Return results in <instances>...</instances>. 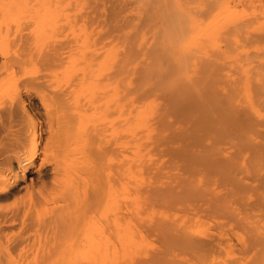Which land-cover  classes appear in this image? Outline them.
<instances>
[{
	"label": "bare ground",
	"instance_id": "obj_1",
	"mask_svg": "<svg viewBox=\"0 0 264 264\" xmlns=\"http://www.w3.org/2000/svg\"><path fill=\"white\" fill-rule=\"evenodd\" d=\"M131 1L132 5L125 2L122 7V4L118 5L117 11L113 8L112 12L106 11L98 2L89 6V0H0V264H115V258L119 259L116 252L143 251L144 239L136 234L138 220L134 222L127 211L123 215L119 213L120 192L126 191L120 182L136 169L142 173L150 169L141 163L140 152H146L141 151L143 147L156 146L154 153V150L167 145L165 148L169 156L181 158L182 169L180 164L175 167L190 176L188 183L197 181L195 174L198 171L200 175L203 171L205 178L208 172H212L209 175L211 178L206 179L210 181L219 163H212L213 156L209 161L206 158L210 152L216 156V153L227 151L220 153L218 147L219 143L235 134L231 125L237 122L240 97L244 104L248 102L247 113L264 115V54H259V50L257 53L249 52L247 45L251 44V40L247 39L252 38L244 35L247 41L240 39L246 44L240 47L241 50L237 45L238 39H235L236 46L224 39V42H229L224 50L215 47L223 24L221 19H238L237 10L228 7L235 14L225 10L229 2L223 4V10V2L219 0L223 16L219 14V8L217 14L213 12L216 6L211 9L212 12L209 11V16L213 14L209 21L204 17V24L199 20L203 14L195 11L200 7L198 0H194L199 5L197 8H192L189 1L181 0ZM129 6L132 7L127 11L130 17L123 12ZM206 7L209 10L210 7ZM223 26L228 31V27ZM254 29H264V23H257ZM253 42L264 45V34L253 38ZM240 62L251 67L252 84L242 80L240 73L243 72L239 70L245 66L248 68V65H238L241 68L233 69ZM226 65L235 71L232 95L226 90L229 88L225 83ZM253 86H261V89L251 93L249 88ZM195 132L202 133L203 137L199 133L194 136ZM211 133L216 135L212 136L209 151L203 140ZM246 134L244 137L247 138ZM262 136L260 134L259 138ZM167 137L183 145L173 149L177 142L171 143V147ZM239 142L234 146H239ZM188 144L196 151L188 152ZM168 145L173 150L169 151ZM244 145L248 147L247 143ZM256 146L252 148L254 150L250 149L252 152L249 154L253 158L259 154L264 156V146ZM261 159L264 160V157ZM222 166L221 176L217 172L215 176L219 175L221 185L226 182L233 187L236 184V179L231 177L233 174L236 177L234 167ZM216 170L220 172L219 168ZM259 170L256 167L258 175ZM156 174L154 178L161 177ZM255 174L257 182L253 181L256 183L253 190L264 195V175ZM191 177H194V182ZM246 178L250 182V178ZM182 179L185 178L181 176L179 181ZM174 180L171 181L172 186ZM186 184L185 189L192 188L193 191L194 186ZM156 185L159 184L154 183L155 189ZM236 185L238 187L239 182ZM138 187L140 191L144 183L141 182ZM232 187L227 193L236 197L240 190L234 187V192L238 190L235 194ZM150 190L154 191L153 188ZM157 190L160 191L159 188ZM183 192L176 193L181 196ZM189 192L190 197L186 192L187 195H182L186 203L190 202L193 208L197 206H194L196 202H203L206 211L214 214L216 219H224L231 227L228 229L225 226L226 229L223 225L221 228L226 230L215 229L208 232V236L202 231L200 233L204 237L199 235L201 238L196 239L193 236L196 233L191 237L192 232H188L190 236L181 233V230L177 232L179 228L176 229L174 222L167 224L154 219L150 230L145 220L143 225H146L147 232L151 231L149 235L157 234L162 250H156L159 253L132 264H205L211 255L231 250L237 235L234 230L248 231L249 225L246 223V227L245 222L251 214H247V219L243 221L235 216L232 209L228 210L225 206L222 209L220 194L221 201L217 203H211L218 199L212 200L209 196L208 199L202 197L205 201L199 198L195 202L194 191L192 195ZM169 193L164 195L165 199L163 195L162 199L159 198L164 202L163 208L165 205L168 207L164 201L167 199L168 203L175 205L176 201L183 202L182 206L187 209L176 193L177 200L170 194L169 197L176 201H168ZM257 196L254 197L256 202L262 198ZM155 197L158 199L161 196L158 194ZM238 199L237 206L241 202ZM175 205L174 208L170 206L177 209ZM203 205L198 208L203 209ZM241 205L240 208L243 207ZM128 206L129 203L127 209L130 210L132 204L130 208ZM114 209V213L119 210L116 215H113ZM131 209L134 217V208ZM247 211H252V208ZM244 215L246 217V213ZM257 217L259 220V216L255 220ZM261 219L264 222V214ZM255 222L258 224V221ZM251 230H256V233L238 231L244 237L245 234L248 236L240 241L242 245L238 244L244 255L240 257L239 254V258L233 257L232 260L227 258L229 261H224L225 264H264V225ZM200 233L196 234L197 237Z\"/></svg>",
	"mask_w": 264,
	"mask_h": 264
},
{
	"label": "rangeland",
	"instance_id": "obj_2",
	"mask_svg": "<svg viewBox=\"0 0 264 264\" xmlns=\"http://www.w3.org/2000/svg\"><path fill=\"white\" fill-rule=\"evenodd\" d=\"M90 1V3H89V6H92V5H94V2H98L99 3V6H100V4H101V7L103 6V8H105L106 9V11H111L113 8V10H115V11H117V9L119 8V6L118 5H120V4H122L120 7H122L123 6V3H127L128 2V4L127 5H129V2L131 3V5H132V1L131 0H124L122 3H121V1L122 0H89ZM120 1V2H119ZM185 1H189V3H190V6L192 7V5H193V7L192 8H194V6H195V8H197L199 5H200V7L199 8H197V9H195V11L197 12V13H199L200 12V14H203V18L201 17H199V20L200 21H202L204 24L206 23V21L208 20V18L211 16V17H213L212 15L213 14H211L210 16H209V11L212 9H215L214 7H216V9L213 11L214 13H218L219 12V14H220V10L223 8V6L225 5L224 3H228L229 4V6H227V8H225V10L226 9H228L229 10V12L231 11L230 9H232V10H237L236 11V16H237V20L236 21H231V20H227V19H221L222 20V23L223 24H225V26H227L228 28H227V30L228 31H226V28H224V26H223V24H222V26L220 27V29H221V32H219L218 34L220 35H218L219 37L217 38L218 39V41L216 42L215 41V47H222V49L224 50L225 48H224V46L226 45V44H228L227 43V41H230V43L232 44V45H234V46H236V43L235 42H237V41H235V39L237 40L238 39V41L239 42H237V45H238V47L240 48L241 46H243V44L245 43V41H247V40H251L250 42H251V44H249V45H247V50L249 51V52H256L257 53V51H258V53L260 54V53H262V54H264V50H262V49H264V45H261V44H256L255 42H253V38H255V37H257V36H260L261 34H264V33H261V32H264V29H262V30H260V31H255V29H254V25L256 26V24L257 23H264V18H262V17H264V0H222L221 1V3H222V7H221V9H220V7L219 6H221L220 5V1H219V4H218V1L217 0H208V1H210V2H208L207 0H198V4L196 3V1H194V0H181V2H185ZM211 1H212V5H211ZM200 2V3H199ZM205 4H203V3ZM213 2H214V5H213ZM105 4V5H104ZM113 4H115V5H113ZM195 4V5H194ZM224 4V5H223ZM246 4V5H245ZM112 5V7H110ZM126 5V6H127ZM230 5L232 6V7H234V8H232V7H230ZM247 5H249V7L247 6ZM197 6V7H196ZM202 6H204L203 7V9H201L202 8ZM206 6H209L210 8H209V10L207 9V7ZM100 7V8H101ZM135 7V5H133V8ZM225 7V6H224ZM230 9H229V8ZM251 7V8H250ZM252 7H254V9H252ZM108 8H110L109 10H108ZM130 8H132V7H127V10L126 11H123L124 13H125V16H128V17H130L131 15L128 13L129 12V10H130ZM218 8H219V11L217 12V10H218ZM237 8V9H236ZM244 8H245V11H244ZM113 10H112V12H113ZM125 10V9H124ZM201 10H203L202 12L203 13H201ZM208 10V11H207ZM212 10L210 11V12H212ZM223 10H224V8H223ZM222 10V11H223ZM248 10V11H247ZM256 10V11H255ZM128 11V12H127ZM199 11V12H198ZM205 11V12H204ZM222 11H221V17L223 16L222 14ZM239 11V12H238ZM252 11H254V12H252ZM121 13L122 15H121V17H123L124 16V13ZM207 12V18H206V16L204 15V13H206ZM234 13L235 14V12L234 11H231L230 13ZM238 12V13H237ZM261 16H259L257 13ZM239 13H240V16H239ZM252 13H254V14H252ZM129 14V15H128ZM215 14V15H216ZM218 14V15H219ZM256 14L258 15V16H256ZM199 15V14H198ZM219 15V16H220ZM253 15V16H252ZM217 16V15H216ZM204 17H205V19H206V21H204L205 19H204ZM210 17V18H211ZM209 18V19H210ZM242 19L244 20L243 22L245 23H243L242 22ZM252 19V20H251ZM220 20V21H221ZM209 21V20H208ZM249 24V25H248ZM244 25V26H243ZM230 26H232V27H230ZM238 26V27H237ZM251 26V27H250ZM252 27H253V29L254 30H252ZM225 29V30H223V29ZM233 28V29H232ZM237 28H238V30H237ZM219 29V30H220ZM235 30V31H234ZM252 30V31H251ZM224 32V34H223V32ZM225 31H226V33H225ZM238 32H239V34H240V36L241 37H239V34H238ZM249 34V35H248ZM227 35H229L228 36V38H227ZM233 35V36H232ZM246 38H252V39H247V40H245V37ZM231 36V37H230ZM249 36V37H248ZM254 36V37H253ZM230 38V39H229ZM234 38V39H233ZM243 38V40H245V41H240V39H242ZM222 39V40H221ZM224 39H228L227 41L225 40V42L223 41ZM234 40V41H233ZM223 41V42H222ZM232 41V42H231ZM242 42V43H241ZM253 42V43H252ZM239 43V44H238ZM240 45V46H239ZM244 45H246V44H244ZM256 45H258V49H255V46ZM240 50H241V48H240ZM211 56H213V54L211 53L210 54ZM257 55V54H256ZM246 64V63H245ZM245 64L244 63H241L240 62V64L238 63V64H236V66L234 65L233 66V69L235 70V68H237L238 69V67L239 66H241V67H243V65L245 66ZM239 65V66H238ZM246 65H248V64H246ZM229 67V68H228ZM241 67H239V68H241ZM226 70H225V72H226V77H225V83L227 84V86L229 87V88H226V90H227V92H229V94L232 92L231 91V86H232V84H233V82H234V73H235V71H232L233 69L231 68L230 69V66H228V65H226ZM245 68L248 70H245ZM249 68V69H248ZM248 68L245 66V67H243V69L241 68V69H239L240 70V72H243V73H240L242 76H243V78H242V80L243 81H245L244 79H246V84H247V82H248V84H249V82L251 83H253L254 81V77L252 76V75H250L249 74V71H250V69H251V67H249V65H248ZM243 70V71H242ZM245 71V72H244ZM247 71V72H246ZM239 72V71H238ZM230 73V74H229ZM244 73H248L247 74V76L246 75H243ZM229 74V75H228ZM245 77V78H244ZM248 77V78H247ZM252 78V79H250V78ZM233 79V80H232ZM247 79H248V81H247ZM239 80H240V78H239ZM241 80V82H243ZM230 83H229V82ZM251 83V84H252ZM256 83V82H255ZM255 83H254V85H255ZM230 85V86H229ZM241 87V86H240ZM261 86H258V87H256V86H253V87H251V88H249V89H251L250 91H251V93H256V92H258L259 90L258 89H261L260 88ZM255 88H257V89H255ZM233 93H231L230 95H232ZM252 98V97H251ZM250 98V99H251ZM242 101H244L243 99L241 100V97H240V100L238 101L240 104V111L237 113L238 115H237V122H235V124L233 123V125H231V130H232V133L234 134V135H232L231 137L233 138H231L230 137V139H228V140H225L224 142H222V143H219V147H218V151L221 153V151H223V150H227V151H223L222 153H223V156H221V154H217L216 153V156H214L215 155V153H213V155L211 154L212 152H210V154L208 155L209 157L208 158H206V161H209V158H211V156H213L212 157V160H213V158H214V160L212 161V163L213 164H217V163H219V165L215 168V172H217L220 176H221V174H222V170L220 169L221 168V166L224 164L225 165V167H234L233 168V173H235V176L236 177H234V174L233 175H231V177H233L234 179H236V180H234L235 181V183L237 184L238 182H239V188L237 187V185H236V187H235V185L232 187L231 185H229V184H227L226 182H223L222 183V185H221V183H220V179H219V175H217V176H215L217 173H215V172H213V176H212V178H213V180H210V179H208V180H210V181H207L206 179L207 178H211V177H209V175L211 176V174H212V172H208V176H207V178H205V176H206V174H204L203 173V171H201V173H202V175H200V172L198 171L195 175H197L196 177H197V181H196V179H195V181L197 182H195V183H192V182H190V183H192V185L194 186V188H193V191H194V196L196 197V199L197 200H195L194 198L192 199L193 200V202H194V200H195V202L196 201H198V200H200L201 199V201H205V197L208 199L209 197H211L212 198V200L213 199H218V201L216 200H213V201H215V202H213L212 200V202L211 203H217V202H219V200L221 201V199L223 198V199H225V201H223V199H222V201H221V204H222V209H224V206L225 207H227L228 208V210L229 209H232V212L235 214V216L237 217V218H239V219H243V221H245L246 219H247V214L249 215V214H251V216L250 217H252L253 218V216H254V221L252 220V218L251 219H247L246 220V222H245V225H246V227L249 225V227H247V228H251V229H254L255 230V228L257 229V228H259V226H262V225H264V222H261V215L262 214H264V209H262L261 207H264V206H262V205H264V201H261L262 199H264V195H261V193H258V192H256L255 193V189H254V187H255V185H256V183L254 184V182L253 181H255V176H256V172H257V176H262V175H264V171H262V170H264V169H261L262 167H264V166H261L260 164H264V162H262V163H260L261 161H264V160H262L261 158L262 157H264V156H261V154H259V155H257L256 157H254L253 158V156H252V154L250 155L249 153H251L252 151L250 150V149H252V148H255V146L256 145H261V146H264V136H262V135H264V125H262V124H264V115H261L260 114V116H259V114L256 116L255 114L254 115H252L251 113H247V111H246V106L248 105V102L246 103L245 102V104H244V102H242ZM251 101H253V98H252V100ZM245 108V109H244ZM262 112V111H261ZM262 113H264V112H262ZM256 116V117H255ZM252 118V119H251ZM244 119V120H243ZM248 121V122H247ZM240 123V124H239ZM262 123V124H261ZM237 126L236 128H234L233 126ZM242 125V126H241ZM247 126V127H246ZM244 127V128H243ZM249 127V128H248ZM246 128V129H245ZM253 128V129H252ZM239 129V130H238ZM237 130V131H236ZM244 130H249L248 132H249V134H248V132H244ZM253 130H255L256 132H258V133H256L255 131L254 132H252ZM236 131V132H235ZM215 132V131H214ZM239 132V133H238ZM253 134H256V135H253ZM199 132H195V133H193V135L194 136H198V135H196V134H198ZM237 133V134H236ZM247 135V138L246 137H244L245 136V134ZM259 136H258V135ZM260 134H261V136H262V138H259L260 137ZM216 135V134H215ZM215 135H214V133H211L210 134V136L208 137V138H205V139H207L206 141H205V139L203 140L205 143V146L207 145L208 147L206 148V149H208L209 151L211 150V139H213V137H215ZM199 136L201 137H203V134L202 133H199ZM213 136V137H212ZM169 137V136H168ZM168 137H167V142H168V144L170 143V146L172 145L171 143H173V144H175V142H177L176 144H177V146H176V144L173 146V149H176L177 147H181V145H183V143L181 142L180 143V141L178 142V140L177 141H174V140H169L170 139V137H169V139H168ZM193 137V136H192ZM192 137H191V139H192ZM195 137V138H196ZM200 137H198V139H202V138H200ZM211 137V138H210ZM234 137H235V139H234ZM189 138H190V136H189ZM195 138H193V139H195ZM237 138H239V139H237ZM250 138V139H249ZM259 139H261V140H259ZM251 140H253V141H251ZM195 141V140H194ZM230 143L231 141V143L229 144L228 142ZM238 141H240L239 142V146L238 145H236V147L234 146V144H238ZM244 141V142H243ZM167 142L165 143V144H167ZM237 142V143H236ZM248 144V147H249V149H248V147H247V145H244V144H246V143ZM250 142V143H249ZM259 142V143H258ZM226 143H228V144H226ZM241 143V144H240ZM256 143V144H255ZM164 144V145H165ZM220 144H221V147H222V149H221V147H220ZM245 146H243V145ZM251 144V146H249ZM179 145V146H178ZM190 145H192V143L190 144ZM189 144H188V148L186 149V150H189L188 152H190V151H196V148H190L189 146H190ZM193 145H194V147H196L195 146V144H194V142H193ZM193 145H192V147H193ZM253 145H254V147H253ZM161 146V145H160ZM159 146V147H160ZM163 146V145H162ZM166 147H167V145H165ZM165 146H163V147H161V148H158L159 150L157 151V149L156 150H154V153H153V148L155 149V147L156 146H153V145H149V146H147L146 148H145V146L143 147V149L141 150V151H146V152H140V154H141V157H142V159H141V163L143 164V165H145V166H148V168H150L149 169V171L147 172V171H143V173L142 172H140L139 170H134L133 172H132V175H126L124 178H123V180H122V182H120L122 185H124V187H125V189H126V191L124 190V191H122V192H120V195H121V200H120V202H119V206L121 207L119 210H117L116 209V212L114 213V211H115V209L112 211L114 214L113 215H116L117 214V212L119 211V213L121 212V214L123 213L124 214V212L125 211H127V213L129 214V216H130V218L132 219V220H134V222H135V220L137 219L138 221H136V223H137V228H136V234L138 235V236H140V237H142L143 239H144V242H145V248H144V250L143 251H138V250H136V251H134V252H119V254L116 252V255H118L119 256V259H117L118 257H116L115 258V260L117 261V262H115V264H132L133 262H136V260L137 261H139V260H145V259H148L150 256H152V254L154 255V254H157V253H159V252H156V250H162V243H161V241H159V239H157L158 238V236H157V234L156 233H154V230H153V235L152 234H150L149 235V233H151V231L150 232H147L148 231V229H150V228H152V223L153 222H155V220L154 219H156V221L157 220H161V221H166L165 223H167L168 224V222L169 223H172V224H174L175 226H176V229H178L177 230V232H180V230L182 231L181 233H183V234H186L187 233V235H189L190 233H188V232H192L190 235H191V237H193L194 236V238H196V239H200L201 237L199 236V235H203V233H205L204 235H209L208 234V232H212V231H214L215 229H219L220 231H222V230H226L227 228L229 229L230 227H231V225H227V222L224 220V219H221V218H217L216 219V216L214 215V214H211V212L210 211H206L207 209H205L206 208V206L205 205H203V202H201V204L199 203V205H200V207L203 205V209L202 208H198L199 207V205H198V203L196 202V204H194L192 201H191V203H193L194 204V206L195 205H197L196 207H191L192 205L190 204V202H185L184 201V198H183V196L182 195H185L187 192H189V190L191 191V189L189 188V186L191 185L190 183H188L187 182V179H190L189 177V175H187V174H185V172H184V170H182V173L180 172L181 171V167H182V165L181 164H183V162L181 163V161L182 160H179V159H181V158H174V157H172V156H169L170 154H168L167 153V148H165ZM169 145H168V150L170 151V150H173V149H170L171 147H170ZM232 146H234V148H232ZM242 146H243V148H242ZM247 147V148H246ZM257 147V146H256ZM259 147V146H258ZM190 148V149H189ZM210 148V149H209ZM241 148V149H240ZM192 149V150H191ZM245 149H246V151H245ZM257 149V148H256ZM259 149H260V147H259ZM262 149V148H261ZM236 150V151H235ZM237 150L238 151H240V152H237ZM243 150V151H242ZM252 150H254V149H252ZM156 151V152H155ZM217 151V150H216ZM227 152V153H226ZM167 154V155H166ZM229 154H231L233 157H231ZM218 155V156H217ZM219 155H220V157H222L223 158V160L224 161H221V158L219 157ZM243 155V156H242ZM262 155H264V153H262ZM144 156H146V157H144ZM155 156V157H154ZM169 156V157H168ZM252 156V157H251ZM219 157V158H218ZM231 157V158H230ZM169 158H171V159H169ZM173 158V159H172ZM227 158V159H226ZM177 159H178V161H177ZM183 159V158H182ZM217 159H219V161H221V162H218V160ZM260 159V160H259ZM154 160H156V163H155V161ZM172 161V163H171V161ZM175 160V161H174ZM253 160V161H252ZM143 161H145V162H143ZM148 163H147V162ZM154 161V162H153ZM160 161V162H159ZM211 161V160H210ZM214 161H215V163H214ZM228 161V162H227ZM136 162V161H135ZM158 162V163H157ZM169 162H170V165H169ZM179 162V163H178ZM260 164H259V163ZM147 163V164H146ZM176 163V165H174V164ZM209 164H212L211 162H208ZM222 165H221V164ZM229 163H231V164H229ZM154 164V165H153ZM156 164V165H155ZM173 164V165H172ZM179 164L181 165L180 167H179ZM235 164V165H234ZM256 164H258L259 166H256ZM168 165L171 167V169H168V168H170V167H168ZM172 165V166H171ZM221 165V166H220ZM223 165V166H224ZM227 165V166H226ZM233 165V166H232ZM151 166V167H150ZM153 166V167H152ZM175 166H177V167H179V168H181V169H179V168H174ZM220 166V167H219ZM222 166V167H223ZM177 169L176 171L173 169ZM197 167V166H196ZM256 167H257V170H259L260 172H259V174L260 175H258V171H256ZM258 167H261V168H258ZM153 168V169H152ZM219 168V171L221 172H218L216 169H218ZM237 169V171H235L236 169ZM253 168H255V170L253 169ZM152 169V170H151ZM159 170V171H155V170ZM235 169V170H234ZM238 169H240V170H238ZM244 169V170H243ZM154 170V171H153ZM178 170H180V171H178ZM253 170V171H252ZM171 171H174L172 174L174 175H171ZM261 171H262V173H261ZM159 173V175L161 176H159L160 178H154V174H156V173ZM178 172H180V173H178ZM184 172V173H183ZM205 172V171H204ZM245 172V173H244ZM254 174H253V173ZM150 173V174H149ZM242 173H243V175H242ZM152 174V175H151ZM184 174V175H183ZM254 175V177L252 176V175ZM147 175V176H146ZM157 175V174H156ZM155 175V176H156ZM176 175L177 176H179L180 175V177L178 178V177H176ZM172 176L174 177L173 179H172ZM181 176L182 177H184L185 179H186V181H185V179H182V181L180 180L179 181V179L181 178ZM187 178H186V177ZM189 176V177H188ZM148 179H147V178ZM158 177V176H157ZM175 177L176 178H178V179H176V181L174 180L175 179ZM195 177V178H196ZM246 177H248V178H250V182H248V180H247V178ZM253 177V178H252ZM154 178V179H153ZM171 178V179H170ZM218 180H217V179ZM230 177H228V179H229ZM153 179V180H152ZM157 179H159L158 181H157ZM191 179H192V177H191ZM193 179H194V177H193ZM193 179L191 180V181H193ZM222 179V178H221ZM251 179H252V182H251ZM149 180V181H148ZM172 180H174V182H173V186H172ZM184 180V181H183ZM207 181V183H206V181ZM225 180V179H224ZM230 180H232L231 178H230ZM262 180H264V179H262ZM147 181V182H146ZM155 181V182H154ZM162 181V182H161ZM189 181V180H188ZM226 181H227V178H226ZM137 182V183H136ZM141 182H143L144 183V187L141 189L140 188V191H139V184L141 183ZM158 183L159 185H156L155 187L158 189H160V191L159 190H157V189H155L154 188V183ZM161 182V183H160ZM178 182V183H177ZM179 182H185L184 184H186V182L189 184V186H188V188L189 189H185V185L184 184H180ZM194 182V181H193ZM214 182V183H213ZM218 182V183H217ZM231 182V181H230ZM255 182H257V181H255ZM136 183V184H135ZM162 183H165V184H162ZM168 183H169V186H168ZM220 183V184H219ZM224 183H226V184H224ZM229 183V182H228ZM262 183H264V181H262ZM147 184V185H146ZM149 184V185H148ZM152 184V185H151ZM170 184H171V187H175V188H171L170 187ZM177 184H179L180 185V187L177 185ZM188 184H186V185H188ZM196 184V185H195ZM224 184V185H223ZM234 184V182L232 183V185ZM165 185L167 186V187H165ZM177 185V186H176ZM190 186V187H193V186ZM227 185V186H226ZM137 186V187H136ZM159 186V187H158ZM230 186V187H229ZM176 187H179V188H181V189H185L184 190V192H183V194H181V196L180 195H178V193H182L181 192V189H177ZM184 187V188H183ZM233 188V192H234V187L236 188V189H238V190H240V191H238V190H236L234 193L235 194H237V195H235L234 193H232V195L234 194L236 197H234V196H232L231 197V195L229 194V193H227V192H230L231 190H230V188ZM147 188V189H146ZM153 188V190L155 191L156 190V192L155 193H153L154 191H152V190H150V189H152ZM187 188V187H186ZM177 189V190H176ZM242 189V190H241ZM254 189V190H253ZM144 190L146 191V192H144ZM150 190V191H149ZM135 193V196H134V194H133V192ZM136 191V192H135ZM174 191H176V192H178V193H176V195H177V198L178 197H180V201L181 200H183L185 203H184V206L185 207H187V209H184V207L182 206V204H183V202L181 203H179V201H176L177 200V198H176V196L173 194V192ZM193 191H191V192H193ZM202 192V194H201V192ZM238 191V192H237ZM139 192V193H138ZM149 192H151L152 194H150ZM170 192V193H169ZM186 192V193H185ZM191 192H189V193H191ZM237 192V193H236ZM240 192V193H239ZM129 193V194H128ZM137 193V194H136ZM144 193V194H143ZM149 193V194H148ZM157 193V194H156ZM167 193H169L168 195H167V197H169V195L170 196H172L173 198H176V200H172L171 199V197H169L168 198V201H170V200H172V203L173 202H175L176 203V205L173 203V204H171L170 202V205L171 206H173V208H174V205L176 206V208L177 209H173L170 205H169V203L167 202V199L166 200H164V201H166L165 203L166 204H168V207L165 205L164 206V208H163V203H162V201L161 200H159V198H161L162 199V197L165 195V194H167ZM198 193V194H197ZM227 193V194H226ZM252 193V194H251ZM140 194V195H139ZM154 194V195H153ZM158 194H160V196L161 197H158ZM188 194V193H187ZM186 194V195H187ZM193 193H191L190 195H192ZM222 196H220V195ZM230 196H229V195ZM249 194V195H248ZM256 194V195H255ZM262 194H264V193H262ZM142 195V198L144 199H142L140 196ZM163 195V196H162ZM212 195V196H211ZM219 195V196H218ZM228 195V196H227ZM255 195V196H254ZM258 195V196H257ZM155 196H157L158 197V199L155 197ZM188 196H189V194H188ZM188 196L187 197H185L187 200H191V198H189L188 199ZM207 196H209V197H207ZM218 196V198H216ZM224 196V197H223ZM262 197L261 199L259 198V201L258 202H256V199L254 198V197ZM155 197V198H154ZM166 197V198H167ZM190 197V196H189ZM191 197H193V196H191ZM202 197H204L203 198V200H202ZM220 197H221V199H220ZM238 197H239V199H238ZM153 198V199H152ZM200 198V199H199ZM232 198H234V199H232ZM133 199V200H132ZM155 199H157V200H159V203L157 202V200L155 201ZM164 199H165V196H164ZM179 199V198H178ZM237 199L238 200H241V202L239 203L240 205L242 204L243 205V207L242 208H240L239 206L240 205H238L237 206V204H238V201H237ZM248 200V201H245V200ZM139 201V202H138ZM153 201H155V203L153 204ZM161 201V202H160ZM235 201H237V203L235 202ZM245 201V202H244ZM251 201H252V203L254 204V208H253V204L251 203ZM255 201V202H254ZM158 204H157V203ZM178 202V203H177ZM243 202V203H242ZM260 202L262 203L261 205H260V207H259V204H260ZM126 203H127V205H128V203H129V205L131 206V204H132V207L131 208H134V211L135 212H133V213H135L134 214V217H133V215H132V210L133 209H131L130 208V206H128L129 208H130V210H128L127 209V205H126ZM141 203H143V204H141ZM247 203V204H246ZM251 203V204H250ZM121 204V205H120ZM160 204V205H159ZM248 206H246V205ZM151 205H153V206H151ZM178 205H179V207H178ZM190 205V206H189ZM241 205V206H242ZM138 206V207H137ZM142 206H143V208H142ZM156 206V207H155ZM172 208V210L171 211H169L171 208ZM204 206H205V208H204ZM244 206H246L245 207V210L243 209L244 208ZM251 206V207H250ZM257 206V207H256ZM154 207V208H153ZM165 207L168 209V208H170V209H165ZM250 207V208H249ZM247 208H249V209H247ZM252 208V211H247V210H250ZM123 209V210H122ZM126 209V210H125ZM233 209H236V210H234L233 211ZM177 211V210H180V211H177V212H175V211ZM186 210V211H185ZM188 210V211H187ZM260 210V211H259ZM123 211V212H122ZM183 211V212H182ZM185 211V212H184ZM236 211V212H235ZM257 211H259V212H257ZM111 212V213H112ZM141 212V213H140ZM143 212V213H142ZM145 212V213H144ZM148 212H150L149 214H148ZM249 212V213H248ZM251 212V213H250ZM140 213V214H139ZM246 213V217H245V214ZM120 214V215H121ZM122 214V215H123ZM145 214L146 215H149V217H147V216H145ZM112 215V214H111ZM112 215V216H113ZM121 215V216H122ZM136 215V216H135ZM151 215V216H150ZM157 216V218H156V216ZM243 216L245 217V218H243ZM256 216H259V220H257L258 219V217L256 218V220H255V217ZM133 217V218H132ZM137 217V218H136ZM113 217H111V219H112ZM161 218V219H160ZM141 220V221H140ZM147 221L148 222V224H146L147 225V227L148 226H150L147 230H146V225H143V222L144 221ZM248 221V222H247ZM255 221H258V224H256L257 222H255ZM174 222V223H173ZM145 223V222H144ZM248 225H247V224ZM249 223H251V224H249ZM255 223V225H253ZM224 225V227L226 226H228L226 229L223 227V229L221 228V226H223ZM146 227V228H145ZM204 229V230H203ZM249 229H248V231H249ZM250 229V231L249 232H251L252 230ZM151 230V229H150ZM242 230V232L244 233H249L248 231L246 232V231H244L243 229H241ZM241 230H238L239 232L241 231ZM203 231V233H200V232H202ZM236 233H237V235H236V237H234V239H233V242H232V247H231V250L229 251V252H221L220 254H214V255H211V257H209L208 258V260H207V262L205 263V264H225L224 263V261L225 262H228L229 260L228 259H234V258H239V254H240V257H241V255H244V254H242L243 252H240V249H241V247L240 246H238V244H240V245H242V243L241 242H243L244 241V238H247L248 236H246V234H245V237H244V235H243V233L241 232V233H239L237 230H234ZM145 234H144V233ZM253 233H256V230H255V232L254 231H252ZM252 232H251V234H252ZM140 233V234H139ZM143 233V234H142ZM193 233H200V234H198V237H197V235L195 234H193ZM192 234H193V236H192ZM155 235V236H154ZM189 235V236H190ZM156 237V238H155ZM202 237H204V236H202ZM235 240V241H234ZM237 241V242H236ZM241 241V242H240ZM147 242V243H146ZM154 243V244H153ZM237 243V244H236ZM238 249V250H237ZM145 250H146V252H145ZM150 250V251H149ZM235 252H236V254H235ZM238 255V256H237ZM121 256V257H120ZM232 256V257H231ZM182 257V256H181ZM185 257V256H184ZM183 257V258H184ZM234 257V258H233ZM133 258V259H132ZM143 258V259H142ZM228 258V259H227ZM226 259H227V261H226ZM178 260L179 261H181L182 260V258H178Z\"/></svg>",
	"mask_w": 264,
	"mask_h": 264
}]
</instances>
